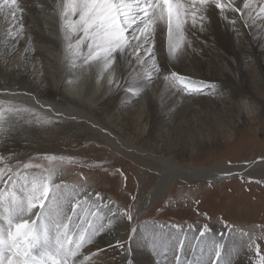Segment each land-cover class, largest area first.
<instances>
[{
  "label": "bare ground",
  "instance_id": "obj_1",
  "mask_svg": "<svg viewBox=\"0 0 264 264\" xmlns=\"http://www.w3.org/2000/svg\"><path fill=\"white\" fill-rule=\"evenodd\" d=\"M243 2L221 0L223 4L239 5L244 15L226 9L221 16L219 10H214L210 12L211 19L203 22L202 29L201 22L192 26L189 19L182 52L179 58L169 62L172 70L163 62V59L170 61L166 28L162 34H157V62L161 74L139 97L127 91L129 86H134L135 76L127 65L117 68L111 85L107 73L98 81L94 75L77 79L79 69L68 70L62 66L63 48L55 0H18L25 9L22 18L25 28L15 39L4 37L11 32L8 29L15 21L7 8L0 10V127L9 130L2 139L0 135L2 180L13 176V165L3 162L8 152L19 148L11 138L26 137L27 133L45 136L55 127L86 128L117 154L154 172L158 178L152 200L166 190L174 178L209 182L235 175L263 178L264 156L242 163L221 161L210 168L185 166L182 161L163 158L172 155L175 148L199 150L212 138L215 143L220 135H225L222 139L231 138L241 119H252L257 105L262 103L255 74H261L264 80V23L258 25L262 16L256 13L264 0H249V9H243ZM165 43V54L161 55ZM246 48L253 67L246 60ZM163 67L196 82L199 91L191 93L194 98H188L185 91L168 87L163 80ZM207 89L216 94L207 93ZM243 95L247 98L242 99ZM194 107L201 111L197 113ZM229 172L231 175H225ZM61 179L57 175L54 182L59 183ZM78 199L83 204L80 217L91 221L93 217L89 212H98L96 225H106L94 243L82 249L80 259L102 248L106 249L102 264H175L177 257L179 260L190 257L184 264H208L207 247L218 243L220 264H258L255 252L248 246L250 234L213 228L201 237V228L155 226L149 227L147 232L142 229L141 240L132 235L127 218L109 200L88 191L80 193ZM71 203L75 200L66 204L69 214ZM113 213H116L114 219ZM3 215L0 211V217ZM109 219H112V227H107ZM88 227L85 223L84 229ZM156 240L169 244L182 241L183 245L174 257L155 256L154 259L153 250H147L145 245ZM117 241L125 247H116ZM94 259L89 257L85 264H93Z\"/></svg>",
  "mask_w": 264,
  "mask_h": 264
},
{
  "label": "snow or ice",
  "instance_id": "obj_2",
  "mask_svg": "<svg viewBox=\"0 0 264 264\" xmlns=\"http://www.w3.org/2000/svg\"><path fill=\"white\" fill-rule=\"evenodd\" d=\"M4 6L15 21L8 31L19 29L23 32L25 9L18 0H0V10ZM249 7V0H244L243 9ZM226 9L244 15L239 5L223 4L221 0H55L63 48L62 66L68 70L79 69L77 79L94 75L98 81L107 73L111 85L117 68L127 65L135 72L134 86H129L127 91L139 97L161 74L155 49L157 34H162L166 28L167 56L170 61L177 59L185 43V25L189 19L192 26L201 22L202 29L203 22L211 19V11L219 10L223 16ZM262 15L264 2L256 13V16ZM163 80L168 87L186 94L199 91L196 82L176 72L163 75ZM116 83L119 87V81ZM8 131L0 127V135L7 136ZM2 176L0 169V185H3L0 186V211L4 213L0 220V264H85L89 257L95 258L93 264H102L106 249L97 248L79 258L82 249L92 245L95 237L106 228L103 223L96 225L98 212H89L93 217L91 221L79 216L83 204L78 197L85 189L55 183L57 172L53 168L31 176H21L17 172L7 181H3ZM17 176L18 179L14 178ZM95 195L99 197L100 194ZM71 200L75 203H71L69 214L66 204ZM122 214L129 221L133 220L131 209ZM115 215L113 213L112 219ZM112 219L108 220L107 227L113 226ZM78 220L83 223L77 224ZM85 223L89 225L87 229H84ZM206 232L207 226L201 231V237ZM248 239L249 248L255 244L258 264H264L256 238L249 236ZM116 247L124 248L125 245L117 241ZM220 256V245L213 244L208 264H220ZM179 259L177 257V264Z\"/></svg>",
  "mask_w": 264,
  "mask_h": 264
},
{
  "label": "rangeland",
  "instance_id": "obj_3",
  "mask_svg": "<svg viewBox=\"0 0 264 264\" xmlns=\"http://www.w3.org/2000/svg\"><path fill=\"white\" fill-rule=\"evenodd\" d=\"M263 17L264 15L258 25L264 23ZM17 33L20 34L19 29L4 37L13 38ZM158 47L156 39V55ZM165 49L166 43L161 55L165 54ZM245 50L246 60L253 67V59L248 49ZM163 62L171 69V61L163 59ZM165 68L163 73L170 74L172 69ZM255 75L259 80L258 84L260 83L257 91L261 94L262 103L257 105L258 110L252 119H241L231 138L222 139L225 135H220L218 143L212 138L199 150L175 148L172 155H164L163 158L182 161L185 166L210 168L221 161L242 163L255 156H264V80L261 74ZM205 91L216 94V91ZM193 95L188 94V98H194ZM242 97L247 98L245 95ZM11 139L14 144L19 145V148L8 152L3 159L5 164L13 165L11 174L18 172L31 176L44 174L48 168L55 169L60 179L62 178L58 181L59 184L75 185L85 189L84 192L99 193L121 213L131 209L133 220H127L135 238L142 240L141 230L147 232L149 227L155 226L185 230L193 227L203 230L205 226L207 230L232 229L256 238L255 243L260 245L261 254L264 255V177L250 179L235 175L210 182L206 179L174 178L172 184L152 200L157 175L117 154L86 128L55 127L45 136L27 133L26 137L14 136ZM24 164L31 167L24 168ZM155 237L158 239L156 234ZM153 244L149 242L145 245L147 250H153V258L162 256L168 259L178 253L183 242L169 244L163 241L157 243L156 240L155 248ZM210 248L207 247L208 253ZM251 249L255 252V244ZM255 257L258 262L259 257L256 254ZM188 259L190 257L179 260V264H184Z\"/></svg>",
  "mask_w": 264,
  "mask_h": 264
}]
</instances>
